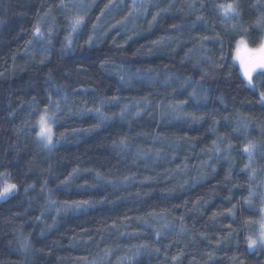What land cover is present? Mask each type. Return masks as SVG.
Masks as SVG:
<instances>
[{"label": "trees", "instance_id": "1", "mask_svg": "<svg viewBox=\"0 0 264 264\" xmlns=\"http://www.w3.org/2000/svg\"><path fill=\"white\" fill-rule=\"evenodd\" d=\"M89 1L0 0V264H264V0Z\"/></svg>", "mask_w": 264, "mask_h": 264}, {"label": "snow or ice", "instance_id": "2", "mask_svg": "<svg viewBox=\"0 0 264 264\" xmlns=\"http://www.w3.org/2000/svg\"><path fill=\"white\" fill-rule=\"evenodd\" d=\"M225 14H227L228 11H235V7L232 4H229L227 6H221ZM238 14V13H237ZM81 23V19L77 18L75 21L76 25H79ZM37 33L40 32V29L37 27L35 29ZM91 43V41H89ZM240 45L242 49L247 52V57L239 56L238 59L241 60V65L244 71L245 77H247L249 82H252L254 79V74H256L258 77L264 78V43H261L259 47L257 48H248L245 41L243 39L240 40ZM262 98H264V93H261ZM41 132L40 136L44 137L47 141L48 144H52V134H51V128L47 124L46 120L44 117H41ZM252 145H249V147H246L244 151L249 152V155L251 156L250 153V148ZM17 190V185L14 183H6L3 186L2 191H0V198L14 192ZM249 239V244L250 246L256 245L257 241L252 240L251 237ZM261 239H264V233L261 234ZM264 246V245H262Z\"/></svg>", "mask_w": 264, "mask_h": 264}, {"label": "rangeland", "instance_id": "3", "mask_svg": "<svg viewBox=\"0 0 264 264\" xmlns=\"http://www.w3.org/2000/svg\"><path fill=\"white\" fill-rule=\"evenodd\" d=\"M68 9L70 10V13L72 15V17L74 18V22L76 21L77 18L80 17V15H83L84 16V13L86 12L87 8L89 7V5H91L90 1L89 0H68ZM71 8V9H70ZM78 28V25H76L74 23L73 25V35L76 33V30ZM75 31V32H74ZM241 40V39H240ZM240 40L238 41L237 43V48H236V53H235V62L236 64L239 66L240 68V72H241V75L243 77V79L245 80V83L250 86L251 88L255 89V86H254V83L253 81L252 82H249L247 77H245L244 75V71H243V68H242V65H241V60L238 59V55L239 56H243V57H247V52H245L241 45H240ZM244 40V39H243ZM245 41V40H244ZM246 45L248 48H250L247 44V42L245 41ZM264 43V42H263ZM54 115V113H53ZM41 117H44L47 124L51 127L52 129V125H53V121L51 120V114H48V113H42L39 118H38V129L40 131V127H41V124H40V121H41ZM39 138H40V141L42 143V145L44 147H49L51 146L52 144H48L46 139L44 137H41L39 135ZM52 140H53V136H52ZM53 142V141H52ZM264 240V239H263ZM254 248V246H252Z\"/></svg>", "mask_w": 264, "mask_h": 264}, {"label": "clouds", "instance_id": "4", "mask_svg": "<svg viewBox=\"0 0 264 264\" xmlns=\"http://www.w3.org/2000/svg\"><path fill=\"white\" fill-rule=\"evenodd\" d=\"M41 124V123H40ZM51 128V127H50ZM40 132H41V127H40V131H39V135H40ZM51 134H52V129H51Z\"/></svg>", "mask_w": 264, "mask_h": 264}]
</instances>
